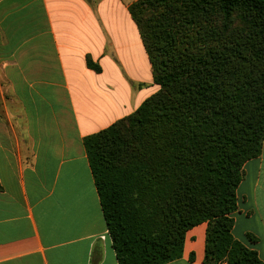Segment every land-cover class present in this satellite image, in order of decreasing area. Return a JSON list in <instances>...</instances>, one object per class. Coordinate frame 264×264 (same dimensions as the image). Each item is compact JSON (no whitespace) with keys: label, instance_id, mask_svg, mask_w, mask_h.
Returning <instances> with one entry per match:
<instances>
[{"label":"trees","instance_id":"obj_1","mask_svg":"<svg viewBox=\"0 0 264 264\" xmlns=\"http://www.w3.org/2000/svg\"><path fill=\"white\" fill-rule=\"evenodd\" d=\"M129 12L159 90L84 139L118 263L178 260L206 223L204 264H264L232 233L264 143V0H138Z\"/></svg>","mask_w":264,"mask_h":264},{"label":"crops","instance_id":"obj_2","mask_svg":"<svg viewBox=\"0 0 264 264\" xmlns=\"http://www.w3.org/2000/svg\"><path fill=\"white\" fill-rule=\"evenodd\" d=\"M136 1L0 0V264H119L84 139L159 90ZM237 197L233 236L264 263V146ZM206 232L168 264H204Z\"/></svg>","mask_w":264,"mask_h":264},{"label":"rangeland","instance_id":"obj_3","mask_svg":"<svg viewBox=\"0 0 264 264\" xmlns=\"http://www.w3.org/2000/svg\"><path fill=\"white\" fill-rule=\"evenodd\" d=\"M263 146H264V143H263ZM262 151H263V149H262Z\"/></svg>","mask_w":264,"mask_h":264}]
</instances>
